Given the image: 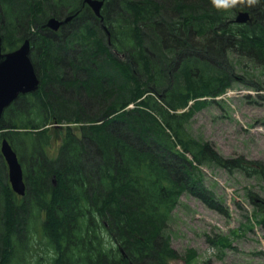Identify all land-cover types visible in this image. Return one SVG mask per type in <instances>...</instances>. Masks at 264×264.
Instances as JSON below:
<instances>
[{"label":"trees","instance_id":"16d2710c","mask_svg":"<svg viewBox=\"0 0 264 264\" xmlns=\"http://www.w3.org/2000/svg\"><path fill=\"white\" fill-rule=\"evenodd\" d=\"M26 38L41 82L0 117L26 183L13 190L0 150V264H32L37 242L50 264H190L168 225L183 193L218 208L201 166L264 167L189 130L240 78L235 54L264 64V0H105L99 17L84 0H0V53Z\"/></svg>","mask_w":264,"mask_h":264},{"label":"rangeland","instance_id":"374dc122","mask_svg":"<svg viewBox=\"0 0 264 264\" xmlns=\"http://www.w3.org/2000/svg\"><path fill=\"white\" fill-rule=\"evenodd\" d=\"M234 57L240 78L193 115L189 130L225 158L264 165V64L245 54ZM201 169L218 208L183 193L168 225L172 246L185 257L192 253L190 264H264V167L247 174L209 162ZM35 249L32 264L39 257L50 264L53 252L39 242Z\"/></svg>","mask_w":264,"mask_h":264},{"label":"water","instance_id":"95a60500","mask_svg":"<svg viewBox=\"0 0 264 264\" xmlns=\"http://www.w3.org/2000/svg\"><path fill=\"white\" fill-rule=\"evenodd\" d=\"M101 16V9L105 0H84ZM73 15L64 19L51 16L44 26L57 31L61 25L71 20ZM252 20L250 11L239 10L234 21L247 23ZM40 76L31 58V40L26 38L16 49L0 53V117L4 109L10 105L21 93L36 91L40 86ZM0 150L8 167L9 181L13 190L19 195L26 192L23 167L10 141L5 137L1 141ZM56 183V181H54ZM186 264V263H185Z\"/></svg>","mask_w":264,"mask_h":264},{"label":"clouds","instance_id":"9594fccd","mask_svg":"<svg viewBox=\"0 0 264 264\" xmlns=\"http://www.w3.org/2000/svg\"><path fill=\"white\" fill-rule=\"evenodd\" d=\"M249 3H252L253 0H248ZM238 0H212V5L217 10H231L236 7Z\"/></svg>","mask_w":264,"mask_h":264},{"label":"flooded vegetation","instance_id":"af4514ba","mask_svg":"<svg viewBox=\"0 0 264 264\" xmlns=\"http://www.w3.org/2000/svg\"><path fill=\"white\" fill-rule=\"evenodd\" d=\"M91 9H92V8H91ZM66 17H67V16H66ZM62 19H64V17H63ZM69 21H70V20H69ZM69 21H68V22H69ZM63 25H64V24H63ZM61 27H62V25L60 26V28H61ZM47 28H48V27H47ZM60 28H59V29H60ZM59 29H58V30H59ZM50 30H52V29L50 28ZM58 30H57V31H58ZM53 31H55V30H53Z\"/></svg>","mask_w":264,"mask_h":264}]
</instances>
